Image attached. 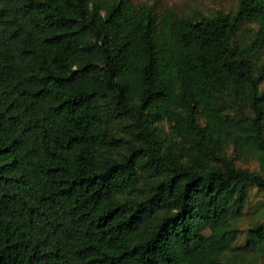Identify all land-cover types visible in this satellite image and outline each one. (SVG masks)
Segmentation results:
<instances>
[{"label": "trees", "instance_id": "trees-1", "mask_svg": "<svg viewBox=\"0 0 264 264\" xmlns=\"http://www.w3.org/2000/svg\"><path fill=\"white\" fill-rule=\"evenodd\" d=\"M252 190L264 0H0V264H260Z\"/></svg>", "mask_w": 264, "mask_h": 264}, {"label": "rangeland", "instance_id": "rangeland-1", "mask_svg": "<svg viewBox=\"0 0 264 264\" xmlns=\"http://www.w3.org/2000/svg\"><path fill=\"white\" fill-rule=\"evenodd\" d=\"M133 3L154 4L155 7L162 11L164 9H172L180 14H191L193 11H199L205 15H212L217 12H233L237 6V0H132ZM242 168L249 170H258L255 162L238 163ZM252 203L242 221V227L247 228L253 225L257 220L264 221V211H260L257 215L252 208L256 201L264 203V194L258 193L256 190L251 192ZM260 264H264V259H259Z\"/></svg>", "mask_w": 264, "mask_h": 264}]
</instances>
